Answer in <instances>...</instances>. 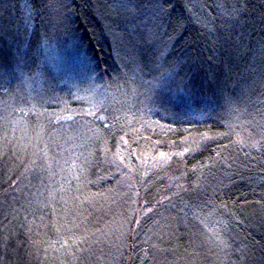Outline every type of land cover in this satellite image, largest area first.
I'll return each mask as SVG.
<instances>
[{
  "label": "trees",
  "instance_id": "trees-1",
  "mask_svg": "<svg viewBox=\"0 0 264 264\" xmlns=\"http://www.w3.org/2000/svg\"><path fill=\"white\" fill-rule=\"evenodd\" d=\"M50 1L8 0L0 8V264H264V0H162L163 34L172 40L164 66L187 55L178 73L206 101L199 118L209 122L184 121L166 108L171 118L149 133L146 118L103 108L89 121L99 137L87 149L33 174L22 166L21 174L19 135L37 111L19 79L30 78L39 13ZM72 8L93 69L129 79L93 0H72ZM50 105L42 107L47 136L83 123L54 122ZM229 117L228 129L218 126ZM74 170L72 181L61 178ZM192 178L196 188L177 194ZM21 190L67 196L68 225L46 228L47 210L32 211ZM124 223L128 229H116ZM115 233L104 249L100 242Z\"/></svg>",
  "mask_w": 264,
  "mask_h": 264
},
{
  "label": "rangeland",
  "instance_id": "rangeland-1",
  "mask_svg": "<svg viewBox=\"0 0 264 264\" xmlns=\"http://www.w3.org/2000/svg\"><path fill=\"white\" fill-rule=\"evenodd\" d=\"M6 4L8 0H0V8H4ZM93 5L130 78L119 79L115 74L107 78L106 75L97 73L73 26L72 0H51L47 9L42 12L43 16L39 13L38 29L29 27L32 31L35 29L40 38L37 54L28 58L32 63L30 68L35 70L27 67L25 71L28 70L30 78L19 79L30 89L27 100L29 106L37 111L36 121L24 124V136L21 138L19 135L22 144L15 163L20 171L24 166L25 171L33 174L35 169L52 167L57 159H62L63 164L73 157V151L82 149V146L86 145L87 149L99 137L97 132L92 131L89 121L103 108L112 115H123L130 121L146 118L147 125L151 127L148 129L149 133H153L152 127L156 121L171 118L166 108L174 110L175 116L184 121L193 119L192 121L198 122L196 119H200V124L209 122L205 117L199 118L202 108L207 107L206 101L191 93L185 77L178 73V69L187 62V55L183 53L169 69L164 66L172 40L163 34L167 11L163 9L162 0H93ZM23 31H27V28ZM25 37L28 38L27 35ZM147 61L148 64L143 65ZM20 71L23 72L22 69ZM50 103L49 110L54 122L75 116L83 120V123L70 121L65 131H55L47 136L44 134L47 113L42 107ZM225 117L228 116L223 118ZM231 124L232 119L218 122V126L223 129H228ZM62 139L65 141L59 147ZM76 140L82 141L81 145ZM248 142V139L244 140L243 147ZM106 161L112 168L117 167L112 159ZM77 175V170H74L71 176L66 174L61 178L68 182ZM159 178L160 176L155 181ZM194 180L196 179L192 178L188 182L181 180L177 194L195 189L198 182ZM187 186L189 189L184 190ZM55 190L47 195L37 190L30 197L23 193L24 190L19 191L22 199L30 198L32 211L47 210L49 218L45 226L48 229L68 225L71 218L72 202L69 204L67 196L63 197ZM136 204L134 201V205ZM126 224L116 229H128ZM118 233L122 235L124 232ZM115 235L117 233L105 236L106 239L100 242H106L104 249L110 247V241ZM101 239L103 238L98 237V240Z\"/></svg>",
  "mask_w": 264,
  "mask_h": 264
}]
</instances>
